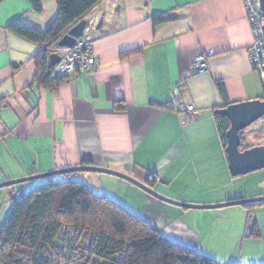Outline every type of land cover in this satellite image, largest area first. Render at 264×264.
Here are the masks:
<instances>
[{
  "label": "crops",
  "instance_id": "1",
  "mask_svg": "<svg viewBox=\"0 0 264 264\" xmlns=\"http://www.w3.org/2000/svg\"><path fill=\"white\" fill-rule=\"evenodd\" d=\"M42 5L38 13L29 0L0 1V183L85 165L146 184L154 174L153 189L190 204L264 196V169L232 175L215 113L264 95V75L250 60L254 35L243 0H102L84 17L98 24L103 20L91 33L98 67L68 75L55 89L35 84L33 57L40 46L8 30L20 19L47 31L58 5L56 0ZM160 14L172 18L155 25L152 16ZM136 49L140 52L121 57ZM201 53L209 55L208 69L198 73L195 61ZM14 65L21 68L14 71ZM175 88L184 102L195 105L194 120L183 122L173 104ZM113 95L124 98L125 111L115 110ZM163 103L168 106L158 105ZM259 120L244 131L242 149L264 145L259 136L264 117ZM117 178L132 202L107 196L176 243L220 261L204 250L187 221L201 208L179 207ZM173 189L182 194L173 195ZM260 207L247 212L245 227L249 220L258 225L254 212ZM236 212L240 220L246 213Z\"/></svg>",
  "mask_w": 264,
  "mask_h": 264
},
{
  "label": "trees",
  "instance_id": "2",
  "mask_svg": "<svg viewBox=\"0 0 264 264\" xmlns=\"http://www.w3.org/2000/svg\"><path fill=\"white\" fill-rule=\"evenodd\" d=\"M29 1L36 12L43 11L44 0ZM56 1L58 14L47 31H39L20 19L8 26L10 32L40 46L33 57L35 84L49 89L57 88L69 77L56 73L50 55L60 54L64 49L59 47L63 36L102 0ZM171 18L168 14L152 16L155 25ZM137 52L140 50L123 52L121 57ZM20 68L13 66L14 71ZM218 86L227 98L225 86L222 83ZM113 100L115 110H126L123 97L113 95ZM3 104L1 101L0 106ZM216 121L226 147L230 122L222 114H216ZM244 131L241 132L243 143ZM77 173L32 180L29 187L26 182L8 187L12 208L0 227V264H74L76 261L91 264L93 257L105 264H226L171 240L141 216L109 196L91 190L86 182L74 177ZM157 181L156 175L149 174L148 185L153 186ZM243 205L251 214L264 201ZM69 225L76 229V234L59 239L63 227ZM260 234L254 222L249 235Z\"/></svg>",
  "mask_w": 264,
  "mask_h": 264
},
{
  "label": "rangeland",
  "instance_id": "3",
  "mask_svg": "<svg viewBox=\"0 0 264 264\" xmlns=\"http://www.w3.org/2000/svg\"><path fill=\"white\" fill-rule=\"evenodd\" d=\"M259 136L261 139L264 138V133H261ZM98 175L103 178L101 181H98V178L95 177ZM74 177L80 178L86 182L90 189L98 194H108L112 198H115L123 203V200L126 199L128 202H132L130 197L131 193L127 187L115 182L117 179H120L117 178L116 175L114 176L109 173L102 172H84L74 174ZM26 184L29 185L30 182H26ZM170 193L173 195L182 194L181 191L175 189L171 190ZM180 196L188 198V195ZM167 198L183 203L185 202L171 197ZM11 208L12 203L10 201L8 187L0 189V227L9 215ZM225 209L227 212H225ZM241 209L246 213L240 220V214L236 211H241ZM189 211H191V215H193L195 210L192 209ZM196 211H198L196 219L192 217L191 219L186 220L190 223L191 227L197 231L199 237L203 240L201 245L206 248L204 250L210 249L213 251L214 254L219 257V262H227L226 264H230L229 262L232 261H236V264H256V262H260L259 264H264L261 263L264 262V207H260L254 212V216H256L258 220L257 222L260 233L262 234L258 237H251L249 235L250 228L253 227L254 221L249 220L247 227H245V221L247 220V208L244 205H233L212 209H197Z\"/></svg>",
  "mask_w": 264,
  "mask_h": 264
},
{
  "label": "water",
  "instance_id": "4",
  "mask_svg": "<svg viewBox=\"0 0 264 264\" xmlns=\"http://www.w3.org/2000/svg\"><path fill=\"white\" fill-rule=\"evenodd\" d=\"M261 6L264 9V0H261ZM87 19H82L79 23L71 27V29L67 32L66 35L63 36L61 41L59 42V47L61 48H72L76 45L77 40L82 37H88L89 33H86V28L88 25ZM103 20L97 24L96 28H100ZM61 61V55L58 53H53L50 55V62L53 67H55ZM264 85V84H263ZM216 114H222L226 116L230 122V128L227 131V145L226 152L228 155L230 170L233 176L246 175L248 173L264 169V145H255L252 147H248L242 149V137L241 132L246 130L250 125H252L257 120L264 117V99H254L240 103H232L223 108L215 110ZM104 172L113 174L119 177H122L139 187L146 190L151 195L182 207L186 208H201V209H212V208H221L233 205H243L250 202H262L264 201V196L255 197V198H236L225 201L223 203L212 204V205H199V204H190L183 203L179 201H175L169 199L151 186L146 183L140 182L134 177L127 175L125 173H121L109 168L98 167V166H75L68 167L64 169H58L55 171L41 173L36 175H31L28 177H23L19 179H14L11 181H6L0 183V189L5 187H10L16 184L29 182L36 179L53 177L56 175H61L65 173H74V172ZM89 239H86V243H88ZM74 264H87L84 261H76ZM91 264H105L104 261L98 259L97 257H93L91 260Z\"/></svg>",
  "mask_w": 264,
  "mask_h": 264
},
{
  "label": "built area",
  "instance_id": "5",
  "mask_svg": "<svg viewBox=\"0 0 264 264\" xmlns=\"http://www.w3.org/2000/svg\"><path fill=\"white\" fill-rule=\"evenodd\" d=\"M247 18L252 28L254 41L249 47V55L252 66L255 70L264 75V9L261 0H243ZM95 22H91L87 31H92ZM208 54L201 53L195 61V69L198 73H203L208 69ZM98 67V60L94 53V43L90 36L78 39L76 45L61 52V61L56 66V73L74 74L78 72L91 71ZM173 104L177 111L183 114L184 121L189 122L196 118L197 110L194 104L184 102L180 98V91L175 88L173 91ZM73 226H64L59 239L66 236L73 237L76 233Z\"/></svg>",
  "mask_w": 264,
  "mask_h": 264
},
{
  "label": "clouds",
  "instance_id": "6",
  "mask_svg": "<svg viewBox=\"0 0 264 264\" xmlns=\"http://www.w3.org/2000/svg\"><path fill=\"white\" fill-rule=\"evenodd\" d=\"M88 21H89V20H88ZM91 22H92V21H89V22H88L87 28H89V27H90V25H91ZM97 24H98V23H97V22H95V27H94V29H93V30H95V29H96V26H97ZM87 28H86V33H89V36L91 37V33H92V31H93V30L89 32V31H87ZM82 38H84V37H82ZM79 39H81V38H79ZM91 39H92V37H91ZM77 41H78V40H77ZM65 49H67V48H64L63 50H65ZM61 52H62V51H61ZM59 55H61V54H59ZM58 64H59V63H58ZM58 64H57V65H58ZM57 65H56V66H57Z\"/></svg>",
  "mask_w": 264,
  "mask_h": 264
}]
</instances>
